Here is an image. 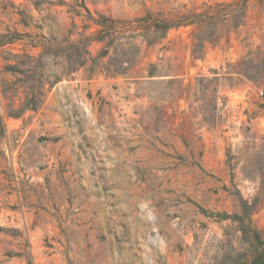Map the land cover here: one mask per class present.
I'll use <instances>...</instances> for the list:
<instances>
[{"label": "rangeland", "instance_id": "obj_1", "mask_svg": "<svg viewBox=\"0 0 264 264\" xmlns=\"http://www.w3.org/2000/svg\"><path fill=\"white\" fill-rule=\"evenodd\" d=\"M260 92L264 0H0V264L263 263Z\"/></svg>", "mask_w": 264, "mask_h": 264}, {"label": "trees", "instance_id": "obj_2", "mask_svg": "<svg viewBox=\"0 0 264 264\" xmlns=\"http://www.w3.org/2000/svg\"><path fill=\"white\" fill-rule=\"evenodd\" d=\"M99 19H100V21H96V25H98L101 29H100V31H99V33H103V32H105V31H115V27H111V28H108L105 24V22L106 21H108L106 18H104V17H99ZM104 22V23H103ZM171 27H167V28H165V33H166V31L168 30V29H170ZM103 38H102V36H100V37H98V38H95V39H93V38H81L80 40H78V44H82L83 45V47L86 49L88 46H89V44H90V42L91 41H93V40H102ZM85 54L86 55H88V56H90V53L88 52V51H85ZM106 56V50H104V51H102L99 55H98V57H97V59H94V60H92L93 61V63H95V61H97L98 59H101V58H103V57H105ZM91 72V71H90ZM32 104H33V101H28V103L26 104V106L23 108L24 110L26 109V108H32V109H34L35 107L33 106L32 107ZM29 106V107H28ZM262 245H263V247H264V243H262Z\"/></svg>", "mask_w": 264, "mask_h": 264}, {"label": "built area", "instance_id": "obj_3", "mask_svg": "<svg viewBox=\"0 0 264 264\" xmlns=\"http://www.w3.org/2000/svg\"><path fill=\"white\" fill-rule=\"evenodd\" d=\"M260 96L264 97V92H260Z\"/></svg>", "mask_w": 264, "mask_h": 264}, {"label": "water", "instance_id": "obj_4", "mask_svg": "<svg viewBox=\"0 0 264 264\" xmlns=\"http://www.w3.org/2000/svg\"><path fill=\"white\" fill-rule=\"evenodd\" d=\"M260 264H264V262L263 263H260Z\"/></svg>", "mask_w": 264, "mask_h": 264}]
</instances>
